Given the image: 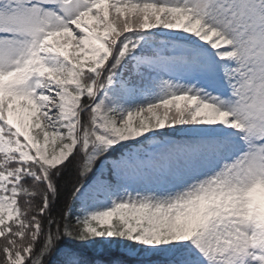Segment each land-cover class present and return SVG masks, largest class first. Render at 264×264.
<instances>
[{
    "label": "snow or ice",
    "instance_id": "6c2138e0",
    "mask_svg": "<svg viewBox=\"0 0 264 264\" xmlns=\"http://www.w3.org/2000/svg\"><path fill=\"white\" fill-rule=\"evenodd\" d=\"M0 264H264V0H0Z\"/></svg>",
    "mask_w": 264,
    "mask_h": 264
}]
</instances>
